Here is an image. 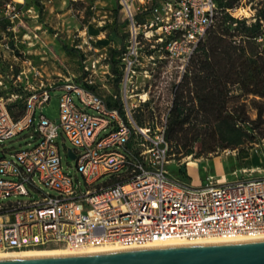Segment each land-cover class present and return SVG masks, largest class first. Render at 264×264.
Instances as JSON below:
<instances>
[{"label": "built area", "instance_id": "1", "mask_svg": "<svg viewBox=\"0 0 264 264\" xmlns=\"http://www.w3.org/2000/svg\"><path fill=\"white\" fill-rule=\"evenodd\" d=\"M120 2L132 23L123 53L125 89L132 82L142 34L169 58L188 63L223 14L217 0ZM88 82L24 85L27 95L18 118L9 104L19 95L0 94V253L52 246L77 251L108 244L136 249L174 240L264 239V178L196 186L172 176L167 125L152 134L134 121L127 90L123 107H110ZM53 89L63 91L59 124L43 112ZM26 131L35 138L33 147H6L5 141ZM60 137L71 144L65 155L70 156V150L75 154L85 192L63 168ZM111 174L118 175L99 183ZM37 180L56 194L40 188L39 198H31L29 189L37 187Z\"/></svg>", "mask_w": 264, "mask_h": 264}, {"label": "rangeland", "instance_id": "2", "mask_svg": "<svg viewBox=\"0 0 264 264\" xmlns=\"http://www.w3.org/2000/svg\"><path fill=\"white\" fill-rule=\"evenodd\" d=\"M36 1L0 0V94L19 95L12 102L18 104L14 112L24 104V85L49 86L66 80L80 84L87 79L86 84L113 105L123 107L127 90L134 121L152 134L167 125L172 176L196 186L264 178V36L257 42L259 53L253 56L249 40L232 24L226 33L205 37L191 60L183 63L153 47L142 34L132 82L125 89L128 70L123 53L132 23L120 0ZM235 9L230 15L250 25L264 13V0H242ZM241 13L246 17L241 18ZM136 21L143 22L138 16ZM72 48L78 53L70 52ZM223 50L228 54L225 59ZM62 94V90H51V102L43 108L58 124ZM74 100L81 104L76 94ZM177 103L184 108L180 116ZM40 112L39 108L37 116ZM223 118L241 128L242 143L222 139L228 127L218 125ZM34 141L26 131L4 144L24 150L33 147ZM58 141L64 170L74 176L76 188L85 192L88 187L75 160L65 155L70 142L62 137ZM117 175H106L99 183ZM197 177L199 184H195ZM36 182L37 187L29 189L31 198H39L40 188L56 194Z\"/></svg>", "mask_w": 264, "mask_h": 264}, {"label": "water", "instance_id": "3", "mask_svg": "<svg viewBox=\"0 0 264 264\" xmlns=\"http://www.w3.org/2000/svg\"><path fill=\"white\" fill-rule=\"evenodd\" d=\"M70 157L75 154L70 150ZM0 264H264V239L0 259Z\"/></svg>", "mask_w": 264, "mask_h": 264}, {"label": "trees", "instance_id": "4", "mask_svg": "<svg viewBox=\"0 0 264 264\" xmlns=\"http://www.w3.org/2000/svg\"><path fill=\"white\" fill-rule=\"evenodd\" d=\"M217 1L219 4V7L222 8L223 10V14L220 16L216 26L207 33L206 37L211 34L215 35L218 31H222L226 33L227 31H230L232 24H237L236 29L240 30V32H242V34L249 40V46H250L249 53L253 56L257 55L259 53V51L257 50V44H258L257 42L260 39H263V36H264V32H263L264 13L259 14L256 17V21L254 23L247 25V20L235 18L231 16L230 13L227 11L228 9H233L236 6H238L242 0H217ZM36 2L40 4L38 0ZM214 37H212V39ZM205 39L206 38H204L202 41H204ZM202 41L200 42V44L202 43ZM200 44H199L198 50L200 49ZM69 51L78 53V50H75L74 48L69 49ZM222 52H223L222 54L224 55L222 59H225L226 57H228L227 50H223ZM218 65L220 66L219 63ZM120 77L121 75L119 76V78ZM176 93H179V89L176 90ZM17 105L18 104H16V102L9 104V109L12 112L13 116L16 118H18L24 111V104H23L21 109L18 110V112H14L13 109L15 107L17 108L18 107ZM108 105L110 107L116 106V105L111 104L109 101H108ZM176 107H177L176 112L178 113V115L180 116L181 114H183L184 108L181 105V103H177ZM218 123H219L218 125L227 124L228 126L225 132L221 133L222 139L224 141L230 144L242 143L243 141L242 138L244 134L241 128H239L234 121H230L227 118H223Z\"/></svg>", "mask_w": 264, "mask_h": 264}, {"label": "bare ground", "instance_id": "5", "mask_svg": "<svg viewBox=\"0 0 264 264\" xmlns=\"http://www.w3.org/2000/svg\"><path fill=\"white\" fill-rule=\"evenodd\" d=\"M146 95H143V98ZM195 184H199L198 177L195 180ZM252 239H237L232 241L222 240V239H208V240H198V241H165L159 243H152L145 248H160V247H168V246H179V245H190V244H207V243H223V242H235V241H246ZM55 248H34V249H26L21 251H12L6 253H0V259L5 258H28V257H41V256H55V255H73V254H92V253H104V252H111V251H118V250H126L123 247L117 244H108L103 247L99 248H92V249H81L77 251H69L63 247Z\"/></svg>", "mask_w": 264, "mask_h": 264}]
</instances>
